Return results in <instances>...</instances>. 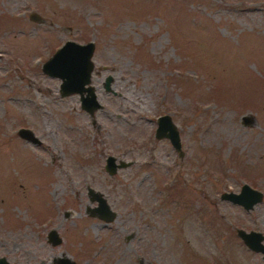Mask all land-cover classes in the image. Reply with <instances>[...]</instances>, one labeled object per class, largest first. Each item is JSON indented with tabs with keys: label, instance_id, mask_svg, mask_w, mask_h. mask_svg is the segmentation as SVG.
Segmentation results:
<instances>
[{
	"label": "rangeland",
	"instance_id": "1",
	"mask_svg": "<svg viewBox=\"0 0 264 264\" xmlns=\"http://www.w3.org/2000/svg\"><path fill=\"white\" fill-rule=\"evenodd\" d=\"M65 39L93 43L91 114L40 69ZM242 183L262 192L247 210L219 197ZM236 228L264 235V0H0V256L264 264Z\"/></svg>",
	"mask_w": 264,
	"mask_h": 264
},
{
	"label": "water",
	"instance_id": "2",
	"mask_svg": "<svg viewBox=\"0 0 264 264\" xmlns=\"http://www.w3.org/2000/svg\"><path fill=\"white\" fill-rule=\"evenodd\" d=\"M28 16L31 20H39L35 12H30ZM92 50L93 43L91 41L79 43L71 39H65L41 64V71L43 73L59 79V93L61 95L69 93L77 94L79 107L88 114H91L94 109L101 106L97 100L94 86L90 83V72L92 69L90 56ZM111 80V75H105L101 86L105 91L113 93L110 87ZM248 121L247 117H243V123H247ZM18 133L26 139L36 141L31 131L26 128H20ZM153 136L156 138H167L173 148L179 151L178 133L167 114H161L156 117ZM129 163L130 161H115L112 155H107L104 159L103 168L108 174H112L116 167H124ZM86 189L89 197L95 201V205L90 208V212L100 218H110L111 211L103 196L89 187ZM219 197L247 210L261 200L262 192L250 187L247 183H242L237 192H222ZM235 232L248 249L261 253L264 263V243L262 242L264 235L257 230L245 231L241 228H236ZM46 238L53 244L58 243L60 240L53 229L47 232ZM0 264L9 263L3 256H0ZM55 264L75 263L66 257H59L56 259Z\"/></svg>",
	"mask_w": 264,
	"mask_h": 264
},
{
	"label": "flooded vegetation",
	"instance_id": "3",
	"mask_svg": "<svg viewBox=\"0 0 264 264\" xmlns=\"http://www.w3.org/2000/svg\"><path fill=\"white\" fill-rule=\"evenodd\" d=\"M29 15V14H28ZM40 69H41V67H40ZM104 78V77H103Z\"/></svg>",
	"mask_w": 264,
	"mask_h": 264
}]
</instances>
